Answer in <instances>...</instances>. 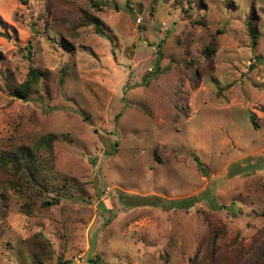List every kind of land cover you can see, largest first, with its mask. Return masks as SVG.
Wrapping results in <instances>:
<instances>
[{"label":"rangeland","instance_id":"1","mask_svg":"<svg viewBox=\"0 0 264 264\" xmlns=\"http://www.w3.org/2000/svg\"><path fill=\"white\" fill-rule=\"evenodd\" d=\"M94 3L0 0V264L263 260L264 0Z\"/></svg>","mask_w":264,"mask_h":264},{"label":"trees","instance_id":"2","mask_svg":"<svg viewBox=\"0 0 264 264\" xmlns=\"http://www.w3.org/2000/svg\"><path fill=\"white\" fill-rule=\"evenodd\" d=\"M90 2H91V4L95 5L94 0H90ZM92 18H93V16H91L90 20H88V21H92ZM253 23H254V21L251 19V17H249L245 23V25L247 27V32H248L249 37H250L252 42H254L256 39V31H255V27H254ZM94 26H95V29L98 30L96 28L95 24H94ZM159 46H160V44L157 43V48L155 50V54H157L158 56H159V54H158L157 50H158ZM40 75H41V72L39 70H36L35 68L29 70L28 76L25 78V80L22 81V83L19 85V87L17 89V92L19 93V95L22 97L28 95L32 89V86L34 84H36V81H37L38 77H40ZM251 120H252V123H254L253 119H251ZM51 137H52L51 134H49L43 139L44 143L46 145H48V144L50 145V143L52 141ZM19 157L22 159H25L26 163L30 162L29 153H24L21 150L18 158ZM15 161L17 162L18 159L16 158ZM136 197L140 198L141 200L147 199L148 202L147 201L146 202L151 203V204L161 202L162 204H165L167 206H175L176 205L177 207H184V208L191 206L196 200V198H194V196H186V197H180V198L175 197V199H169V200L157 198L155 196H150V197L136 196ZM44 203L49 204V201H44ZM45 244H46V241H45ZM64 263H65V261H63L61 259H58L56 262V264H64ZM253 264H264V259L263 260L257 259Z\"/></svg>","mask_w":264,"mask_h":264}]
</instances>
